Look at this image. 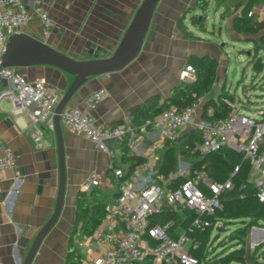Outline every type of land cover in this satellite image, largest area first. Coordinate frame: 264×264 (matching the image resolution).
<instances>
[{"label": "crops", "instance_id": "1", "mask_svg": "<svg viewBox=\"0 0 264 264\" xmlns=\"http://www.w3.org/2000/svg\"><path fill=\"white\" fill-rule=\"evenodd\" d=\"M21 1L27 10H31L34 0ZM141 1L39 0L53 22L52 34L46 43L74 59L107 56L119 43ZM185 2L159 0L135 59L119 72L88 78L67 104L84 108L88 94L103 90V100L89 112L90 115L106 127L127 125L130 129L126 134L127 156L143 157L150 167L158 168L163 149L151 150L152 134L148 129L134 126L129 109L151 97H157L161 103L170 89L182 81L180 74L192 55L212 57L217 63L214 85L220 83V91L224 86L226 64H223L219 46L196 35L188 23L184 22V26L196 37L194 40L183 38L175 27L178 16L185 11ZM222 8L224 13L225 8ZM250 12L255 20H264V0H257ZM18 31L39 39L41 25L38 19L31 18ZM19 71L29 81L44 80L61 95L72 80V76L47 66ZM219 75H222V84ZM5 88L6 84L0 81V92ZM33 134L39 135L40 139L34 141ZM62 136L65 158L63 206L31 264H64L70 244L75 252L70 259L75 264H93L101 251L96 235L103 232L105 226L102 221L87 237L81 234L79 227L74 228L79 187L91 172L96 175L92 189L100 191L103 204L117 194L115 181L107 176V155L98 151L82 134H70L62 128ZM123 139L110 140L106 146L114 152L115 167L126 170L127 164L120 156ZM5 148L11 149L15 164L11 169L0 170V264H21L23 258L17 260L16 249L22 244L26 254L55 205L58 174L54 133L44 130L42 125L31 124L25 113L13 114L11 103L0 99V154ZM254 234L256 237L260 233ZM256 260L264 261V256L258 257L257 253Z\"/></svg>", "mask_w": 264, "mask_h": 264}, {"label": "built area", "instance_id": "2", "mask_svg": "<svg viewBox=\"0 0 264 264\" xmlns=\"http://www.w3.org/2000/svg\"><path fill=\"white\" fill-rule=\"evenodd\" d=\"M31 18L39 20L40 40L46 42L52 34L53 22L39 0H34L31 10H27L21 0H0V59L8 37ZM193 78V68L185 65L180 80L192 81ZM2 80L7 88L0 92V99L11 103L13 114L25 113L31 124L42 125L44 130L53 132L54 109L61 97L60 92L42 79L29 81L19 69L12 67H0ZM104 95L103 90L91 92L84 99V108L66 105L59 114L63 129L70 134L84 135L98 151L107 155V169L112 171L116 183L115 198L104 204L105 230L96 235L101 251L92 263L198 264L190 252L200 245L197 235L208 229L211 232L221 222L216 221L215 216L222 210V193L233 187L231 180L215 181L208 176L203 165L192 168V161L187 158L179 159L175 169L168 173L159 172L146 161L130 172L115 167L114 152L107 149L106 143L123 139L130 129L125 124L106 127L93 119L89 112L97 107ZM231 96L219 98L218 103L227 110L225 116H215L216 106L210 105L202 117L203 100L200 99L184 108L168 106L146 123L147 128H141L148 129L154 138L152 151H161L165 142H176L184 130L196 128L198 139L184 147L189 154L202 157L222 148L240 153L249 165L248 181L258 200L264 204V150L260 149L264 139L263 109L255 111L257 119L249 117L240 107L239 100ZM32 138L38 141L40 136L33 134ZM14 164L11 149L5 148L0 154V170L11 169ZM238 168L236 165L232 174ZM95 182L96 175L88 173L79 193L87 194ZM163 210L176 213L178 221L152 225L149 221L151 215ZM258 231L260 234L255 237L254 233ZM210 232L206 242L208 251L212 249ZM262 232L264 227L260 226L249 229L246 238L250 237V250L262 243Z\"/></svg>", "mask_w": 264, "mask_h": 264}, {"label": "trees", "instance_id": "3", "mask_svg": "<svg viewBox=\"0 0 264 264\" xmlns=\"http://www.w3.org/2000/svg\"><path fill=\"white\" fill-rule=\"evenodd\" d=\"M212 2L214 9L218 10L222 7L225 12L228 9L232 13L238 14L234 17L233 28L236 33L244 35V42L250 43V51L248 56L252 70L260 72L264 66L262 58L257 56L258 47L264 46V20H255L251 13V8L257 3V0H197L195 9L185 10L181 13L175 23L176 29L185 39H196V37L184 26L185 20L196 32L206 33L207 6ZM224 12V13H225ZM223 13L220 15L222 16ZM187 63L194 70V78L192 81H181L173 86L168 95L161 103L157 97H151L145 102L132 106L128 114L135 127L141 128L150 122L162 109L168 106H176L184 108L192 105L202 99V117H205L204 110L207 106H216L217 113L215 116H225L227 110L219 104V98L222 95H230L224 91V86L216 98L211 97L213 85L216 78V61L208 56L192 55L187 58ZM232 97V96H231ZM217 102V103H216ZM240 107L244 108L243 102ZM217 104V105H216ZM264 119V109H263ZM197 132L189 133L179 142H165L163 152L161 154L158 170L161 173H168L175 169L176 156L182 155L192 161V168L204 166L208 176L215 181H223L229 178L232 182V189L222 193L220 202L222 210L215 216L216 221L221 222H240V227L235 231L232 240L236 241L238 247L228 252H214L207 250L206 242L210 230H206L203 234L197 235L200 241L198 249L191 251L190 254L197 259L198 264H264V261H257L256 254L263 248L260 244L254 248L253 254H248L244 249V239L249 233L252 226L264 227V204L258 200L253 185L248 181L249 165L242 159L240 153L222 148L217 152L206 154L199 157L195 154H189L184 150L185 144L192 140H197ZM260 149L264 150V139L260 145ZM127 140L126 136L121 142V161L127 164L126 172H130L133 168L145 161L143 157L127 156ZM239 166L238 170L232 174L233 168ZM118 168V167H117ZM107 176L114 180L111 170L107 171ZM203 189V187H201ZM103 197L98 189H91L87 194L78 193L76 196V211L74 218V228L79 227L83 236H91L96 228L102 223L104 218ZM177 214L170 210H163L160 213H153L149 218L150 223L164 224L169 220L178 221ZM214 220H212L213 222ZM71 250V244L68 247L67 257L64 264H75L70 258L74 254ZM246 260V261H245Z\"/></svg>", "mask_w": 264, "mask_h": 264}, {"label": "water", "instance_id": "4", "mask_svg": "<svg viewBox=\"0 0 264 264\" xmlns=\"http://www.w3.org/2000/svg\"><path fill=\"white\" fill-rule=\"evenodd\" d=\"M158 2L159 0L141 1L119 43L111 54L104 57L91 55V58L88 59H74L53 48L48 43L21 31L13 33L5 42L1 53L0 67L23 69L34 66H47L72 76L70 84L55 106L53 115L58 174L55 205L51 216L37 232L26 254L22 251L24 245L19 244V248L16 249L18 252L17 260L23 258L21 264L32 263L43 239L56 224L62 210L65 194V158L62 127L59 123V114L62 108L69 103L72 96L86 83L88 78L119 72L135 59L142 48ZM2 81L6 84L4 80ZM194 131H196V128L183 131L177 141L179 142ZM216 231L219 233L223 229L217 227Z\"/></svg>", "mask_w": 264, "mask_h": 264}, {"label": "rangeland", "instance_id": "5", "mask_svg": "<svg viewBox=\"0 0 264 264\" xmlns=\"http://www.w3.org/2000/svg\"><path fill=\"white\" fill-rule=\"evenodd\" d=\"M196 2L197 0H186L183 10L194 9L196 13H199V10L195 9ZM222 12L223 8L215 10L213 3L209 2L206 19L207 32H196L193 31V29L192 32L202 38L212 40L219 46L221 54L223 55V64H226L224 91L243 102L245 107L242 109H244V113L247 116L257 119L258 116L255 115V111L264 109V66L258 73L252 70L250 58L248 56L251 44L244 42V35L236 33L233 28V21L236 13L227 11L220 16ZM185 23L187 24L186 20ZM39 39H41V37H39ZM258 48L256 54L262 58L264 64V46ZM219 76V81H221L222 84V75ZM219 85L220 83L214 85L211 94L212 98H216L220 93ZM182 158L185 157L177 155L176 163ZM179 212L182 214L181 210H179ZM240 226V222L238 221L217 223L210 232L209 243L212 247L211 250H214V252H228L236 249L238 246L235 245L236 241L232 240V236ZM217 227L222 228L223 231L218 233L216 231ZM248 243H250L249 236L244 239L243 246L248 254H253V250L249 249ZM263 243L264 240L261 244ZM262 256H264V244L263 249L258 251V257Z\"/></svg>", "mask_w": 264, "mask_h": 264}, {"label": "bare ground", "instance_id": "6", "mask_svg": "<svg viewBox=\"0 0 264 264\" xmlns=\"http://www.w3.org/2000/svg\"><path fill=\"white\" fill-rule=\"evenodd\" d=\"M257 233H259V231ZM262 234H264V233L262 232Z\"/></svg>", "mask_w": 264, "mask_h": 264}]
</instances>
